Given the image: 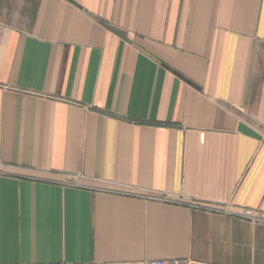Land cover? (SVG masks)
<instances>
[{
    "label": "crops",
    "instance_id": "1",
    "mask_svg": "<svg viewBox=\"0 0 264 264\" xmlns=\"http://www.w3.org/2000/svg\"><path fill=\"white\" fill-rule=\"evenodd\" d=\"M264 0H0V264H264Z\"/></svg>",
    "mask_w": 264,
    "mask_h": 264
},
{
    "label": "built area",
    "instance_id": "2",
    "mask_svg": "<svg viewBox=\"0 0 264 264\" xmlns=\"http://www.w3.org/2000/svg\"><path fill=\"white\" fill-rule=\"evenodd\" d=\"M206 209L210 212L221 214V215H226V216H231L237 219L247 221L251 224L264 225V214L258 211L241 208L237 212H231L228 209L221 208V207L206 208ZM145 264H207V263L184 260V261H174V262L155 261V262H148Z\"/></svg>",
    "mask_w": 264,
    "mask_h": 264
}]
</instances>
